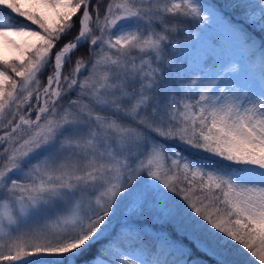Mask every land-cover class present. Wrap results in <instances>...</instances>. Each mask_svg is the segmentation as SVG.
Wrapping results in <instances>:
<instances>
[{"label": "snow or ice", "instance_id": "6c2138e0", "mask_svg": "<svg viewBox=\"0 0 264 264\" xmlns=\"http://www.w3.org/2000/svg\"><path fill=\"white\" fill-rule=\"evenodd\" d=\"M0 264H264V0H0Z\"/></svg>", "mask_w": 264, "mask_h": 264}]
</instances>
